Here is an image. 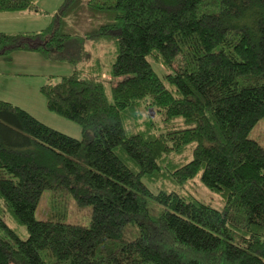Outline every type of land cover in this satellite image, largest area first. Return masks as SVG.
Masks as SVG:
<instances>
[{"label": "trees", "instance_id": "16d2710c", "mask_svg": "<svg viewBox=\"0 0 264 264\" xmlns=\"http://www.w3.org/2000/svg\"><path fill=\"white\" fill-rule=\"evenodd\" d=\"M20 50L75 67L41 92L82 137L0 99V264H264V0H63L0 33ZM197 177L221 209L175 190Z\"/></svg>", "mask_w": 264, "mask_h": 264}, {"label": "crops", "instance_id": "0c3cea01", "mask_svg": "<svg viewBox=\"0 0 264 264\" xmlns=\"http://www.w3.org/2000/svg\"><path fill=\"white\" fill-rule=\"evenodd\" d=\"M0 13V21L7 24L0 28V33L36 31L45 26L37 25L42 14L35 12ZM60 68H62L61 62L47 60L40 53L33 51L20 50L8 56H1L0 99L26 109L47 125L78 138L82 134L81 128L73 126L61 116L51 112L41 92V86L46 82L47 76L58 75L56 72H59Z\"/></svg>", "mask_w": 264, "mask_h": 264}, {"label": "rangeland", "instance_id": "374dc122", "mask_svg": "<svg viewBox=\"0 0 264 264\" xmlns=\"http://www.w3.org/2000/svg\"><path fill=\"white\" fill-rule=\"evenodd\" d=\"M62 2L63 0H40L39 6H40L41 11H43V13L42 12L36 13V14H42V16L39 17L37 25L38 26L48 25V23L50 22L52 18L53 13L56 12V10L58 9L59 5ZM4 25H7V24L0 21V28L4 27ZM105 47H106L105 45L103 46L98 45L95 47L91 44L90 41L87 42V48H89L91 52L94 51L95 54H98L103 58H104V55H103L104 52L107 51L108 49ZM58 62H61V66H62V68L59 69V72H56L58 75H70L73 73L75 67L70 62H67V61H58ZM157 67L161 68V70L162 69L164 70V67H160V66H157ZM64 69H66V71ZM53 75H56V74H53ZM105 84H106L107 97L109 101L112 102L113 96H112V91H111V86H112L111 81L109 82V80L106 79ZM156 113H157L156 111L152 113V116L155 118L157 117ZM64 119L67 120V122H70V124H72L73 126H76L77 128H81V126L78 123L68 120L66 118ZM81 137H82V134L78 138H81ZM147 184L152 190H155V186L151 185L150 183H147ZM175 190L182 195H187L189 198L200 200L202 202L212 205L215 208H218V209L222 208L223 202L221 200L220 195H218L217 193H214L213 191L205 187L198 177L195 178L193 181H190L188 184L184 186H179L177 188L175 187ZM48 193L49 192L44 193L43 197H46V198L41 201L40 206H39V215L41 217H48L50 215V200L48 197ZM67 204H68V208L70 211L69 215H67L68 221L85 223L86 215L88 214L90 208L89 207H81V208L77 207V205L72 200L67 202ZM7 220L11 226L17 228L20 231L22 237L26 238L28 236V232L24 226L20 225L14 219L7 218Z\"/></svg>", "mask_w": 264, "mask_h": 264}]
</instances>
